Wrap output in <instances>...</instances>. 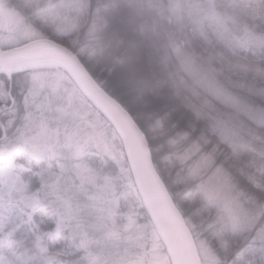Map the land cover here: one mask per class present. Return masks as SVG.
<instances>
[{
    "label": "trees",
    "instance_id": "1",
    "mask_svg": "<svg viewBox=\"0 0 264 264\" xmlns=\"http://www.w3.org/2000/svg\"><path fill=\"white\" fill-rule=\"evenodd\" d=\"M2 1L40 33L21 39L19 45L46 38L68 47L131 115L197 251L203 240L219 264H264L256 248L259 242L223 232L218 213L196 195L211 175L222 179L238 208L254 221L253 230L264 227V0ZM35 1L42 3L39 10L33 7ZM125 13L128 18L121 17ZM123 25L132 30L130 39L120 32ZM12 38L0 28V46L7 45L2 48L14 44ZM134 60L144 63L148 76L143 83L127 89L116 80L110 82L116 72L133 68ZM57 72L70 81L58 66L30 67L10 75L0 71V150L32 135L33 123L43 122L57 135L67 126L65 135L76 124L53 119L58 105L46 84ZM62 150L59 158L48 154L34 158L14 150L0 159V264H119V258L125 257L122 248L130 246L120 241L121 229L128 226L126 214L134 232L144 226V234L135 242L143 247L147 242L149 247L151 232L157 233L137 192L135 197L119 198L128 187L100 158H95L96 169L114 184L116 204L115 215L98 223L96 246L67 220L61 203L60 207L50 200L40 205L33 200L30 207L20 204L16 199L20 191L42 197L40 187L59 171L56 162L69 165L85 160L84 155L61 157ZM81 210L82 221L89 226L81 224L86 234H92L91 215L100 218L101 213ZM157 244L170 264L159 238Z\"/></svg>",
    "mask_w": 264,
    "mask_h": 264
},
{
    "label": "rangeland",
    "instance_id": "2",
    "mask_svg": "<svg viewBox=\"0 0 264 264\" xmlns=\"http://www.w3.org/2000/svg\"><path fill=\"white\" fill-rule=\"evenodd\" d=\"M32 4L33 7L42 5V3L37 1L32 2ZM39 9L40 7L36 10ZM43 9L44 7H41V10ZM19 15L18 11L7 8L3 1L0 0V28L5 29V32L13 36L14 44H11L10 47L18 46L21 39L28 40L40 35L36 27L26 24ZM121 17L128 18V15L125 13ZM120 32L128 39L133 34L132 30H128L124 25ZM1 41L4 42L6 39H1ZM3 46L7 45L1 43L0 47ZM134 51H132V54L135 56L137 53ZM133 63H135V65H132L134 67H128L125 71L126 73L116 72L114 77L110 78V82L116 80L119 85L127 89H136L144 82L143 80L148 74L145 71L144 63H141L140 60H134L131 64ZM55 64H57L55 61L49 60L27 66L25 64L21 67L32 65H37V67H53L56 66ZM50 75L52 76L46 85L49 91L52 92L58 105V115L53 116V119L57 117L56 119L62 124H66L68 120L71 123L75 120L76 124H71V128L66 131L65 135L63 132L67 126L62 128L63 132L61 130L62 133L60 135H57L56 132L49 131L48 126L44 125L43 122L37 125L33 123L31 124V128L33 129L32 135L22 136L17 143H12L8 148L0 150V159H7L9 153L14 150L23 151L34 158H41L40 156L45 154L59 158L62 149V152H64L61 157L81 158L84 155L85 160L72 162L69 165L59 161L56 162L59 171L46 180V186L40 187L43 194L42 197L41 195L39 198L27 196L26 194L23 195V192L20 191V196L16 199L19 200L23 207H30L33 200H35L34 202H39L38 205L44 200H50L54 204L59 203V207L61 203L63 214L67 220L73 221L76 227L79 226L81 232L86 236L87 243L96 246L98 244V223L103 222L104 216L110 218L111 215H115L113 206L116 204V189L110 178L104 177L96 169L95 158H100L106 162L108 171L119 174L123 182L122 184L127 185L128 188L119 194V198L126 200L130 196L135 197L136 191L132 185V178L118 136L108 127L107 122L105 123L97 114L91 111L88 105L89 102H86L85 97L79 89L73 85L74 83L70 84V81L72 82L70 78L69 82H65V76L62 73L57 72V74ZM39 83L44 86V81L41 78L39 79ZM117 87L119 88V86ZM138 97L140 96L138 95ZM148 102H145V105ZM89 162L91 163L89 164ZM191 175L193 176V173ZM97 178L100 180V183L96 182ZM88 189L90 190L89 194L84 192L85 190L88 192ZM79 190H83L80 195ZM230 193V189L222 179L218 180L215 176L211 175L210 178L199 186L196 195L203 199L204 203L206 202L207 207L214 209L218 213L221 227L224 229L223 232L229 233L233 237H241L242 235L245 237L248 235L251 236V241H258L259 244L256 248L258 249L260 258L264 260V227L258 231L253 230L254 221H248V218L238 208L236 200H234ZM100 198H103L105 203ZM95 204L97 205V209L94 211L96 208ZM86 207L93 210L94 213H101L100 218L96 213L91 215L95 223L92 234H86V229L89 225L82 221L84 217L81 208L84 209ZM107 211L108 214L106 215ZM126 215L129 216V214ZM128 216H125L128 226L121 229L123 234L120 241L128 242L130 246L122 248L125 257L119 258V264H169L167 259L159 253L161 249L157 244L158 237L153 232H151L149 247H147V242L145 243V247L141 246L139 242H135L144 234V226L138 228L137 232H134L132 230L133 226H130L132 221ZM81 221L86 224V229L85 225L81 224ZM223 243L225 244L226 242ZM198 247L200 249L198 253L201 264H203L202 261L204 264H219V260L215 257L212 249L205 245V241L199 242Z\"/></svg>",
    "mask_w": 264,
    "mask_h": 264
},
{
    "label": "water",
    "instance_id": "3",
    "mask_svg": "<svg viewBox=\"0 0 264 264\" xmlns=\"http://www.w3.org/2000/svg\"><path fill=\"white\" fill-rule=\"evenodd\" d=\"M66 71L87 101L111 124L119 137L141 204L171 264H201L192 234L156 172L145 136L129 113L88 73L78 56L50 39L0 48V71L10 75L43 61ZM21 67L22 65H25ZM29 67V66H28Z\"/></svg>",
    "mask_w": 264,
    "mask_h": 264
},
{
    "label": "bare ground",
    "instance_id": "4",
    "mask_svg": "<svg viewBox=\"0 0 264 264\" xmlns=\"http://www.w3.org/2000/svg\"><path fill=\"white\" fill-rule=\"evenodd\" d=\"M98 113H100L99 111H98ZM102 116V115H101ZM105 120H106V118L104 117V116H102ZM109 123V122H108ZM110 124V123H109ZM111 125V124H110Z\"/></svg>",
    "mask_w": 264,
    "mask_h": 264
}]
</instances>
